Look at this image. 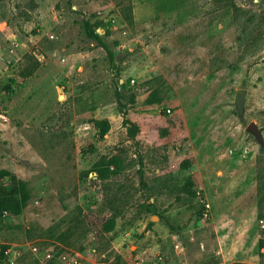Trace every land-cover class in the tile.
I'll return each instance as SVG.
<instances>
[{"label": "rangeland", "instance_id": "1", "mask_svg": "<svg viewBox=\"0 0 264 264\" xmlns=\"http://www.w3.org/2000/svg\"><path fill=\"white\" fill-rule=\"evenodd\" d=\"M12 176L0 264H264V0H0Z\"/></svg>", "mask_w": 264, "mask_h": 264}, {"label": "trees", "instance_id": "2", "mask_svg": "<svg viewBox=\"0 0 264 264\" xmlns=\"http://www.w3.org/2000/svg\"><path fill=\"white\" fill-rule=\"evenodd\" d=\"M88 35L97 41H100V36L95 32L92 27H87ZM184 165V164H183ZM185 166V165H184ZM12 184L14 186L13 193L3 196L0 195V212H9L11 214H19L26 206L28 201V189L24 183L16 180L15 176H12ZM19 196V198L17 197ZM264 246V241L260 247Z\"/></svg>", "mask_w": 264, "mask_h": 264}, {"label": "water", "instance_id": "3", "mask_svg": "<svg viewBox=\"0 0 264 264\" xmlns=\"http://www.w3.org/2000/svg\"><path fill=\"white\" fill-rule=\"evenodd\" d=\"M246 94H247V90L245 88H240L237 90L236 95H235V104H236V109H237L239 116H241L244 111ZM247 130L252 132L258 138V140L262 139V132L258 128L255 122H251L247 126Z\"/></svg>", "mask_w": 264, "mask_h": 264}, {"label": "built area", "instance_id": "4", "mask_svg": "<svg viewBox=\"0 0 264 264\" xmlns=\"http://www.w3.org/2000/svg\"><path fill=\"white\" fill-rule=\"evenodd\" d=\"M91 177H94L92 174H91ZM178 239V238H177ZM36 249V248H35Z\"/></svg>", "mask_w": 264, "mask_h": 264}]
</instances>
